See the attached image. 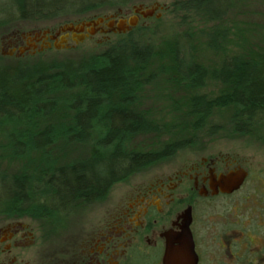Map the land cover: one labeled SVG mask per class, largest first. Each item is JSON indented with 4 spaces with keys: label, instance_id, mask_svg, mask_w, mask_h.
I'll return each mask as SVG.
<instances>
[{
    "label": "trees",
    "instance_id": "trees-1",
    "mask_svg": "<svg viewBox=\"0 0 264 264\" xmlns=\"http://www.w3.org/2000/svg\"><path fill=\"white\" fill-rule=\"evenodd\" d=\"M141 1L0 0V27ZM242 1L247 0H173L169 12L181 23L214 24ZM131 34L87 62L0 64V137L14 155L34 156L21 170L0 169V211L40 215L100 200L114 183L163 155L149 144L134 147L139 138L157 132L156 123L137 106L140 93L157 74L155 59L165 60L174 81L191 89L201 87L209 72L199 61L192 32L179 31L157 47ZM209 74L219 83L218 93L191 97L192 121L186 128L198 129L214 110L222 109L231 132L253 134L264 143V49L255 55H227ZM58 140L84 145L89 152L59 161L53 151ZM173 149L167 144L163 151Z\"/></svg>",
    "mask_w": 264,
    "mask_h": 264
},
{
    "label": "flooded vegetation",
    "instance_id": "flooded-vegetation-1",
    "mask_svg": "<svg viewBox=\"0 0 264 264\" xmlns=\"http://www.w3.org/2000/svg\"><path fill=\"white\" fill-rule=\"evenodd\" d=\"M64 25L13 35L11 49L27 50L29 40L37 48L52 44ZM228 165L201 157L179 169H157L151 182L134 180L110 202L103 199L111 187L100 200L69 209L0 211V264H172L188 232L196 264H264V191L259 198L245 194L249 189L241 193L249 171ZM238 169L244 180L226 191L225 177Z\"/></svg>",
    "mask_w": 264,
    "mask_h": 264
},
{
    "label": "rangeland",
    "instance_id": "rangeland-1",
    "mask_svg": "<svg viewBox=\"0 0 264 264\" xmlns=\"http://www.w3.org/2000/svg\"><path fill=\"white\" fill-rule=\"evenodd\" d=\"M173 0H145L140 4L149 7L154 3L163 5L162 10H157L160 16L154 15L141 18L137 26L132 28L131 38L142 43H153L155 47L162 46L171 41L179 31L192 32L196 44L199 61L210 71L217 68L222 59L227 55H255L264 49V0H247L235 3L229 13L221 20L205 22L206 20L181 23L169 12L170 3ZM123 8L104 7L100 11L89 12L77 16H69L66 19H52L48 21H17L15 24L0 27V64H12L18 60L24 63H58L65 59L76 62H87L89 59L112 43L122 40L128 33L99 32L75 42L70 36L64 47H47L39 50L33 47L34 42L29 40L28 49H11L13 35L20 33L23 36L28 33L37 34L38 31L47 28L56 29L63 23L77 24L89 21L97 17L115 16L127 19L133 14V6ZM66 20V21H65ZM200 22V23H198ZM103 28V27H102ZM103 30H105L103 28ZM26 37V36H25ZM32 37V36H31ZM32 39V38H31ZM27 51V52H26ZM157 74L148 81L138 97L137 106L157 125V132L149 138H139L134 147L140 143L150 145L149 149L157 150L161 157L151 165L132 173L123 181L114 183L108 191L103 203L110 202L118 194L128 189L127 185L134 180L151 182L157 176V169L161 172L172 166L184 167L201 157L219 158L227 161L229 167L237 164L249 171V182L241 193L246 190L248 194L259 198L264 191V143L260 142L253 134H235L225 122V111L216 109L212 115L198 129L186 128L192 121L188 114L190 99L194 95L214 96L218 93L219 83L208 76L201 87L191 89L185 85L177 84L166 65V61L155 59ZM166 65L164 67V65ZM57 121L62 119V111L59 112ZM53 149L56 158L61 161L86 156L88 148L81 144L66 145L63 140H58ZM185 142L183 145L176 143ZM56 144V143H55ZM167 144L174 145L169 153H164ZM148 148V147H146ZM33 154L16 156L7 147L6 141L0 137V169L4 171H18L27 166ZM29 159V160H28ZM160 160V161H159ZM259 178L258 180H255ZM255 180V181H254ZM253 186V188H252ZM252 188V189H251ZM263 190V191H262ZM260 191H262L260 193Z\"/></svg>",
    "mask_w": 264,
    "mask_h": 264
},
{
    "label": "water",
    "instance_id": "water-1",
    "mask_svg": "<svg viewBox=\"0 0 264 264\" xmlns=\"http://www.w3.org/2000/svg\"><path fill=\"white\" fill-rule=\"evenodd\" d=\"M163 8L164 6L160 5L159 3H154L149 7H144L143 5L139 4L138 6H133V14L127 19H114L113 16H110L109 18L97 17L96 19L82 21L77 24L69 23L64 25L60 29L61 33L57 34L59 37L58 39L52 37V39L54 40L52 44L49 42H45L41 46H39L38 49L42 50L51 46L57 49L60 47H64L69 37V32L72 33L71 38L75 40V42H79L85 37L92 35L97 30L104 32V30L101 28L103 24L118 33H126L137 26L140 17L147 18L155 14V16L158 18L160 16V13H157L156 11L162 10ZM33 46L35 47V45ZM21 51L22 50H19L20 53ZM245 176L246 173L243 169H238L235 172L228 173V175L225 177V182L227 185L226 191L237 189L244 180ZM172 255V264H196V254L189 232L187 233V238H185L184 244L179 249L174 250L172 252Z\"/></svg>",
    "mask_w": 264,
    "mask_h": 264
}]
</instances>
